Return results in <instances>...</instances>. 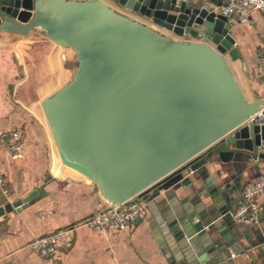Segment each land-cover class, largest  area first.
I'll use <instances>...</instances> for the list:
<instances>
[{
    "label": "water",
    "instance_id": "obj_1",
    "mask_svg": "<svg viewBox=\"0 0 264 264\" xmlns=\"http://www.w3.org/2000/svg\"><path fill=\"white\" fill-rule=\"evenodd\" d=\"M209 1L0 0V32L36 31L63 48L69 77L36 103L56 153L55 177L92 184L107 206L186 163L185 184L197 173L212 186L199 218L173 201L175 192L159 202L175 264L246 250L256 258V248L264 258V236L239 241L227 184L236 166L239 173L247 159H264V124L250 120L264 95L247 94L230 61L240 58L232 23L214 6L221 0ZM45 194L33 188L1 205L0 215Z\"/></svg>",
    "mask_w": 264,
    "mask_h": 264
},
{
    "label": "crops",
    "instance_id": "obj_2",
    "mask_svg": "<svg viewBox=\"0 0 264 264\" xmlns=\"http://www.w3.org/2000/svg\"><path fill=\"white\" fill-rule=\"evenodd\" d=\"M193 1L213 4L209 0ZM228 20L240 53V58L230 61L247 94L264 95V78L260 73L264 60V12L252 11L246 22L233 16H228ZM62 50L36 31L22 37L0 32V171L5 176L0 183V206L33 188H44L46 192L34 203L0 215V264H175L173 243L165 234L159 202L175 192L178 199L173 197V201L199 218L210 206L212 186L197 173H190L191 183L185 184L179 176L186 163L139 194L147 203L146 213L124 229L100 232L84 223L85 218L104 204L92 184L79 178L53 175L56 153L45 120L36 108L42 96L69 77V70L62 63ZM13 128H19L23 138V150L17 156L9 151L2 135ZM215 167L219 168V164ZM237 168L230 169L227 182L230 188L233 186L235 207L245 184L264 175V159H247L239 173ZM174 180L171 186L161 187ZM216 180H220L219 176ZM160 187V193L148 203L146 199ZM259 202L262 209L259 223L238 221L239 241L244 245L260 241L264 236V196ZM65 226L72 228V238L60 254L43 256L30 247L33 239ZM200 250L204 248L201 246ZM254 251L256 258L247 250L232 253L231 257L219 253L221 258L210 257L209 264H264L259 249Z\"/></svg>",
    "mask_w": 264,
    "mask_h": 264
},
{
    "label": "built area",
    "instance_id": "obj_3",
    "mask_svg": "<svg viewBox=\"0 0 264 264\" xmlns=\"http://www.w3.org/2000/svg\"><path fill=\"white\" fill-rule=\"evenodd\" d=\"M218 11L222 14L233 16L240 22L249 20L254 10L264 12V0H221ZM260 73L264 78V60L260 66ZM250 120L258 124H264V106L254 113ZM3 137L9 151L19 155L23 150V138L19 128H13L4 132ZM5 179L4 173L0 171V183ZM264 196V175L260 174L254 180L245 184L241 197L234 212V218L244 223H259L261 204L259 198ZM147 210V203L139 195L115 205L102 207L94 210L91 215L84 219L93 230H117L124 229L129 222H134L143 216ZM72 238V228L65 226L58 228L46 235L37 237L30 242V247L43 256H56L67 248Z\"/></svg>",
    "mask_w": 264,
    "mask_h": 264
}]
</instances>
